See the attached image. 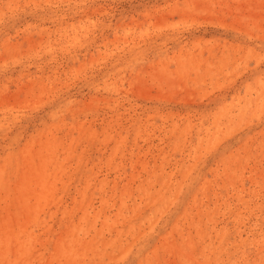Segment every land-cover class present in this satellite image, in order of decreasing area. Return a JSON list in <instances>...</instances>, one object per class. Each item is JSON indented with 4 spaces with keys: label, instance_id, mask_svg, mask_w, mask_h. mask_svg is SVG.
<instances>
[{
    "label": "rangeland",
    "instance_id": "obj_1",
    "mask_svg": "<svg viewBox=\"0 0 264 264\" xmlns=\"http://www.w3.org/2000/svg\"><path fill=\"white\" fill-rule=\"evenodd\" d=\"M0 264H264V0H0Z\"/></svg>",
    "mask_w": 264,
    "mask_h": 264
}]
</instances>
